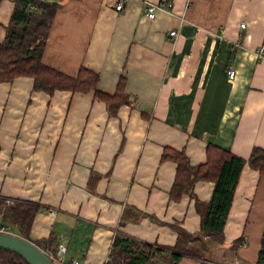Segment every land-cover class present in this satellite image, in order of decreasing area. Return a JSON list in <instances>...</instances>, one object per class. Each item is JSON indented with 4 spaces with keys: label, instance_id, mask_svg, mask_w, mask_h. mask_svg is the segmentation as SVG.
<instances>
[{
    "label": "crops",
    "instance_id": "0c3cea01",
    "mask_svg": "<svg viewBox=\"0 0 264 264\" xmlns=\"http://www.w3.org/2000/svg\"><path fill=\"white\" fill-rule=\"evenodd\" d=\"M45 1L59 5L43 61L71 75L98 71L109 93L125 74L128 101L111 114L92 90L49 95L30 76L0 81V213L6 198L42 205L29 237L51 236L47 247L64 243L81 264H105L117 232L163 245L180 229L199 232L195 200L209 201L214 182L170 199L176 162L161 154L184 147L197 164L208 142L244 158L264 148V0H152L172 3L154 19L145 0L121 10L118 0ZM13 8L0 0V41ZM263 230L264 173L245 164L223 241L204 236L210 264H257Z\"/></svg>",
    "mask_w": 264,
    "mask_h": 264
},
{
    "label": "trees",
    "instance_id": "16d2710c",
    "mask_svg": "<svg viewBox=\"0 0 264 264\" xmlns=\"http://www.w3.org/2000/svg\"><path fill=\"white\" fill-rule=\"evenodd\" d=\"M58 5L54 1L14 0L10 21L5 26V37L0 41V81L30 76L33 78V89L49 95L57 90H92L96 97L106 102L109 112L115 114L128 101L125 74L119 77L114 92L109 93L98 87V71L81 65L76 75H71L43 61V51ZM168 159L176 162V172L169 190L170 199L180 200L185 193L194 195V185L198 180L214 182L209 201L195 200L201 216L200 231L192 234L180 229L178 240L173 245L148 242L117 232L111 244L112 260L106 264H178L186 254L199 258L201 264H210L204 236L211 235L216 241H223L224 226L242 169L249 164L264 173V148L260 146L253 147L249 157L244 158L229 148L208 142L206 159L197 164L191 162L184 147L175 149L164 146L160 160ZM40 209H43L42 205L33 201H16L2 208L1 219L20 235L29 237L33 217ZM50 239L51 236L35 242L47 247ZM241 240L237 239L239 242ZM190 241H198L200 245L192 247ZM256 262L264 264V230ZM0 264L30 263L17 252L0 248Z\"/></svg>",
    "mask_w": 264,
    "mask_h": 264
},
{
    "label": "built area",
    "instance_id": "2783aa9c",
    "mask_svg": "<svg viewBox=\"0 0 264 264\" xmlns=\"http://www.w3.org/2000/svg\"><path fill=\"white\" fill-rule=\"evenodd\" d=\"M127 0H118L115 8L117 10H121L124 8V5ZM171 5L172 3L162 1V2H156L152 0H145L144 1V12L145 15L150 18L154 19L157 15L158 10H167L171 11ZM32 8H34L33 5H31ZM244 24H242L243 26ZM177 30L172 29L170 30V35H176ZM264 54V48L259 47L257 48V55L258 56H263ZM228 75L229 77H234L236 75V69L233 67H230L228 69ZM7 204H11L14 202L13 199L11 198H6L5 199ZM0 231L1 232H8V233H16L18 234L12 227L9 225V223L2 221L1 219V213H0ZM43 249L46 251V253L50 256V258L54 261L55 264H81L80 260L77 258H68L67 257V246L64 243H59L56 247V250H52L49 247H43ZM111 251L106 256V263L112 260L111 257Z\"/></svg>",
    "mask_w": 264,
    "mask_h": 264
},
{
    "label": "water",
    "instance_id": "95a60500",
    "mask_svg": "<svg viewBox=\"0 0 264 264\" xmlns=\"http://www.w3.org/2000/svg\"><path fill=\"white\" fill-rule=\"evenodd\" d=\"M0 248L17 252L30 264H55L43 247L20 234L0 231Z\"/></svg>",
    "mask_w": 264,
    "mask_h": 264
},
{
    "label": "rangeland",
    "instance_id": "374dc122",
    "mask_svg": "<svg viewBox=\"0 0 264 264\" xmlns=\"http://www.w3.org/2000/svg\"><path fill=\"white\" fill-rule=\"evenodd\" d=\"M19 234V233H18ZM50 248V247H49ZM50 249H52V250H56V248L55 249H53V248H50ZM106 264V263H105Z\"/></svg>",
    "mask_w": 264,
    "mask_h": 264
}]
</instances>
